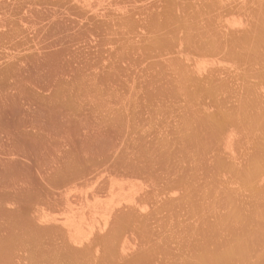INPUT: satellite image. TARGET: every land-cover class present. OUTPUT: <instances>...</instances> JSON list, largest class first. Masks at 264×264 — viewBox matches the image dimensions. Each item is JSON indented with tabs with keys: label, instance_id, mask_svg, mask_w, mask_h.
Wrapping results in <instances>:
<instances>
[{
	"label": "rangeland",
	"instance_id": "rangeland-1",
	"mask_svg": "<svg viewBox=\"0 0 264 264\" xmlns=\"http://www.w3.org/2000/svg\"><path fill=\"white\" fill-rule=\"evenodd\" d=\"M0 264H264V0H0Z\"/></svg>",
	"mask_w": 264,
	"mask_h": 264
},
{
	"label": "bare ground",
	"instance_id": "bare-ground-1",
	"mask_svg": "<svg viewBox=\"0 0 264 264\" xmlns=\"http://www.w3.org/2000/svg\"><path fill=\"white\" fill-rule=\"evenodd\" d=\"M76 241V240H75ZM79 244V243H78Z\"/></svg>",
	"mask_w": 264,
	"mask_h": 264
}]
</instances>
